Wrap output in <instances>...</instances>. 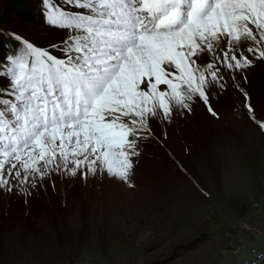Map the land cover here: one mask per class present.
<instances>
[{
	"label": "snow or ice",
	"instance_id": "6c2138e0",
	"mask_svg": "<svg viewBox=\"0 0 264 264\" xmlns=\"http://www.w3.org/2000/svg\"><path fill=\"white\" fill-rule=\"evenodd\" d=\"M42 4L46 22L68 31L49 48L15 35L19 51L0 70L8 81L0 88L6 191L27 193L37 179L53 172L75 177L82 166L130 183L132 157L140 154L138 140L149 138L152 119L167 118L173 105L191 111L195 96L215 117L205 85L224 78L219 65L239 70L264 59V0ZM247 111L255 119L250 102ZM259 126L264 130V122Z\"/></svg>",
	"mask_w": 264,
	"mask_h": 264
},
{
	"label": "rangeland",
	"instance_id": "374dc122",
	"mask_svg": "<svg viewBox=\"0 0 264 264\" xmlns=\"http://www.w3.org/2000/svg\"><path fill=\"white\" fill-rule=\"evenodd\" d=\"M44 11L42 0H0V60L19 51L15 35L40 48L65 39L68 30L47 23ZM221 74L223 79L205 85L215 117L195 96L188 101L191 111L173 105L170 116L150 121L151 134L138 140L140 154L132 157L130 183L82 166L75 177L61 169L63 174L37 179L27 193L0 189V264H147L152 250L146 233L188 232L208 209L197 183L219 189V177L246 193L251 230L245 234L250 232L251 245L264 246V215L252 214L255 202L264 208V59L239 70L220 64ZM7 86L0 78V88ZM233 213L236 218L239 211Z\"/></svg>",
	"mask_w": 264,
	"mask_h": 264
},
{
	"label": "crops",
	"instance_id": "0c3cea01",
	"mask_svg": "<svg viewBox=\"0 0 264 264\" xmlns=\"http://www.w3.org/2000/svg\"><path fill=\"white\" fill-rule=\"evenodd\" d=\"M219 179V189H216L214 185L210 187L197 183L202 192L199 201L208 209L201 210L200 218L189 227L188 232L172 235L167 230H153L144 234L149 246L147 248L152 250L147 264H235L251 246H258L251 245L250 232L245 234V231L251 230L245 220L247 216H250L246 213L247 210L245 212V203L248 202L246 193L241 192L243 189L237 192L226 180L220 177ZM249 198L250 194H248ZM227 208H230L231 213L239 211L236 218L235 214L229 213ZM257 212L263 215V212L257 209L250 213L256 215ZM260 215L259 219L262 218ZM253 218L256 219V217ZM180 221L192 223L194 219L192 221L191 218L181 217ZM200 234L202 236L197 237ZM178 244H181L179 249L174 251ZM124 253L127 252L124 251ZM165 256H171V258L162 262L161 257Z\"/></svg>",
	"mask_w": 264,
	"mask_h": 264
},
{
	"label": "built area",
	"instance_id": "2783aa9c",
	"mask_svg": "<svg viewBox=\"0 0 264 264\" xmlns=\"http://www.w3.org/2000/svg\"><path fill=\"white\" fill-rule=\"evenodd\" d=\"M254 209L263 211L264 208H260V204L255 202L253 204ZM235 264H264V247L251 246L247 253L239 258Z\"/></svg>",
	"mask_w": 264,
	"mask_h": 264
},
{
	"label": "water",
	"instance_id": "95a60500",
	"mask_svg": "<svg viewBox=\"0 0 264 264\" xmlns=\"http://www.w3.org/2000/svg\"><path fill=\"white\" fill-rule=\"evenodd\" d=\"M202 236V234L198 235L197 237ZM181 244L176 245V247L174 248V251L180 246ZM166 260V258H163L161 261L164 262Z\"/></svg>",
	"mask_w": 264,
	"mask_h": 264
},
{
	"label": "trees",
	"instance_id": "16d2710c",
	"mask_svg": "<svg viewBox=\"0 0 264 264\" xmlns=\"http://www.w3.org/2000/svg\"><path fill=\"white\" fill-rule=\"evenodd\" d=\"M17 1H20V0H16V2H17ZM13 3H15V2H13Z\"/></svg>",
	"mask_w": 264,
	"mask_h": 264
}]
</instances>
